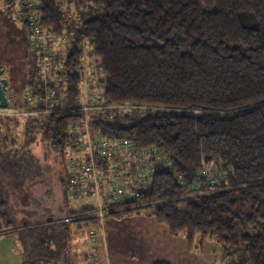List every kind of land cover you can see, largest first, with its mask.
<instances>
[{"label": "trees", "instance_id": "obj_1", "mask_svg": "<svg viewBox=\"0 0 264 264\" xmlns=\"http://www.w3.org/2000/svg\"><path fill=\"white\" fill-rule=\"evenodd\" d=\"M63 2L79 10L77 22ZM18 13L40 60L26 87L49 148L83 147L88 127L109 147L93 158L99 185L109 183L99 187L105 194L111 181L134 180L130 159L168 163L155 166L133 199L108 204L106 215L145 214L184 235L189 250L213 240L225 256L264 264V0H21ZM57 39L63 52L50 49ZM86 47L103 90L84 103ZM86 157L78 178L91 175ZM93 210L70 212L67 222L16 228L8 221L2 235L20 238L22 264H72L68 226L97 223Z\"/></svg>", "mask_w": 264, "mask_h": 264}, {"label": "rangeland", "instance_id": "obj_2", "mask_svg": "<svg viewBox=\"0 0 264 264\" xmlns=\"http://www.w3.org/2000/svg\"><path fill=\"white\" fill-rule=\"evenodd\" d=\"M19 10H21V0H11L10 3L0 0V11L4 13L0 16V81L2 79L8 81L6 97L9 101L8 108H0V140L2 138L6 140L5 143L0 144V197L7 205L4 209L6 219L0 218V235L4 233L3 227L8 221L16 228L25 225L45 224L48 219L59 223L66 219L70 212L78 211L81 208H93L94 210L89 215H97V223H87L81 228H78L76 223L68 226L75 239L78 237L79 240L77 242L75 239L71 240L69 258L75 257L74 260L71 259V261L73 260L72 264H91L89 256L84 254H90L89 248L92 239L102 235V225L108 228L110 218L115 220L116 218L114 215L105 214L101 217L98 215L99 208L108 210L107 206L103 204V198L107 197L105 194L107 191L100 189L99 194H101L98 198L99 194L94 192V179L90 175H87L86 179L84 176L78 178L82 171H78L76 165L87 164L84 161L87 158L86 153H89L88 145L87 148H77V144H75L73 150L68 149L66 152L60 153L50 149L47 142L42 139L37 126L38 115L33 112V102L37 100H34L30 93L28 94L31 91L26 87L34 72V66H38L37 61L40 62V60H34V55L27 44V38L20 30L21 23L18 19L22 18L19 17V13L17 14ZM63 10L69 22L78 21L79 10L74 5L63 2ZM63 42L64 39L55 40L50 49L53 48L54 52H63ZM89 50L86 47L85 80L80 85L84 103L87 102L91 90H93L92 96L96 97L103 90V86L99 83L101 74L97 68V60L88 54ZM42 74L44 78L47 77L46 67L42 68ZM47 100L45 99V101ZM15 103L17 105L19 103L21 108H17ZM25 103L29 110L22 108L21 105ZM129 161L134 162L135 159ZM71 171L74 173L72 174ZM67 173H71L74 178L71 180L72 186L69 188L66 187ZM108 184L100 183L99 185L98 181V187H105ZM66 188L69 191L67 207L65 209L61 207L62 209L58 211L52 209V202H56L59 196H61L59 199L61 204L64 202ZM77 192L82 193L83 196H79ZM87 193H90L89 196H86ZM133 195L128 192L125 198L133 199ZM59 201L56 203H60ZM138 215L147 216L145 214ZM9 240L16 251H21L19 237H12ZM215 244H218L217 241ZM218 245L221 248V245ZM77 251L80 254L76 256ZM74 252L75 255H72ZM244 262H246L245 258L242 264H249Z\"/></svg>", "mask_w": 264, "mask_h": 264}, {"label": "crops", "instance_id": "obj_3", "mask_svg": "<svg viewBox=\"0 0 264 264\" xmlns=\"http://www.w3.org/2000/svg\"><path fill=\"white\" fill-rule=\"evenodd\" d=\"M64 194V202L61 204L59 201L61 196H59L56 202L60 203L53 201L52 209L58 211L67 207L69 192L65 189ZM86 196H89V193ZM103 201L106 206L113 202L108 194L106 198H103ZM114 217L116 220L110 218L108 228L101 226L102 235L92 239L89 248L90 254L83 253L85 256H89L90 261L95 264H153L159 261L167 264L243 263V256H225L222 247L216 245L213 240H207L201 252H198L197 249L189 250L184 235H171L168 227L157 223L155 218L142 217L138 214ZM10 238L12 237L0 235V264H22V251L14 249ZM74 239L75 237L72 240L74 241ZM68 240H70L69 237ZM77 241H79L78 237L75 239V242ZM68 245L71 247L72 243ZM214 247L216 248L214 249ZM78 254H80L79 251L76 256Z\"/></svg>", "mask_w": 264, "mask_h": 264}, {"label": "built area", "instance_id": "obj_4", "mask_svg": "<svg viewBox=\"0 0 264 264\" xmlns=\"http://www.w3.org/2000/svg\"><path fill=\"white\" fill-rule=\"evenodd\" d=\"M53 95V93H52ZM61 102H60V107H61ZM87 109L84 108L83 111H86ZM88 131V127L86 129V135H85V141L84 144L82 145L83 147L87 148V145L89 147V153L88 157L90 158V167L88 169V171H90L91 173V178L94 179V192L97 193V195L99 194V187H98V176H97V170L95 168V164L93 162V158H94V152L95 151H100L102 155H105V152H107L108 150V144H106L105 142L103 144L100 145V140H93ZM126 145V144H125ZM128 146V145H126ZM108 155H110V153H108ZM135 167L134 170H127L126 172L130 175L133 176V174L135 175L134 180L131 183L128 184H120L117 181L114 182H110V194L109 197L111 198V201L113 202H119L120 200H122L125 195L130 192L133 193L134 197L137 196L138 191L140 190H145L148 186V184L150 183V180L152 179L153 175H154V168L157 165H162L165 164L167 165L168 163L166 162L165 159L163 158H157L156 162H148L147 156H143L141 155L138 159H136L135 161ZM125 172V173H126ZM202 172L204 174H207V169L205 166L202 167ZM87 176V175H86ZM85 176V179H86ZM211 178V177H210ZM135 182V185H133V183ZM220 189L218 188H214L212 187L210 189V192H216ZM100 194L98 195L99 198ZM117 198V199H116ZM100 207V204H99ZM106 214V210L104 208H99V213L98 215L104 216ZM66 222L69 220V218L66 217V219H64ZM91 264H95L94 262H92Z\"/></svg>", "mask_w": 264, "mask_h": 264}, {"label": "water", "instance_id": "obj_5", "mask_svg": "<svg viewBox=\"0 0 264 264\" xmlns=\"http://www.w3.org/2000/svg\"><path fill=\"white\" fill-rule=\"evenodd\" d=\"M8 89V81L2 79L0 81V108L5 109L9 106V101L6 97V90Z\"/></svg>", "mask_w": 264, "mask_h": 264}]
</instances>
